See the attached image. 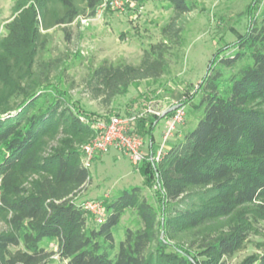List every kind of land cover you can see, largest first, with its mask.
I'll use <instances>...</instances> for the list:
<instances>
[{
    "label": "trees",
    "instance_id": "16d2710c",
    "mask_svg": "<svg viewBox=\"0 0 264 264\" xmlns=\"http://www.w3.org/2000/svg\"><path fill=\"white\" fill-rule=\"evenodd\" d=\"M101 1L42 0L38 14L15 17L0 39V216L6 224L0 264H47L56 253L42 246L44 239L58 240V256L67 264H228L248 240L250 218H264V21L258 26L251 19L220 52L238 49L212 59L200 83L204 114L195 128L160 162L137 167L146 184L156 186L158 205L136 186L106 204L102 224L89 227L78 201L90 181L81 147L98 118L48 94L60 93L53 81L63 74L64 59L44 57L50 35L42 30L61 26L69 38L72 23L95 15ZM169 1L174 15L161 28L163 40L144 49L138 64L104 61L93 69L86 85L94 98L110 104L131 85L164 74L166 53L196 8L191 0ZM246 52L250 61L223 79L215 64L234 66ZM160 119L151 116L150 135ZM128 208L142 226L127 228L111 258L113 228ZM240 264H264V251Z\"/></svg>",
    "mask_w": 264,
    "mask_h": 264
},
{
    "label": "rangeland",
    "instance_id": "374dc122",
    "mask_svg": "<svg viewBox=\"0 0 264 264\" xmlns=\"http://www.w3.org/2000/svg\"><path fill=\"white\" fill-rule=\"evenodd\" d=\"M191 1L196 8L185 15L181 38L166 53L164 74L157 79L131 85L125 94L115 97L110 104L101 98H94L89 92L86 82L91 72L104 61L113 64L140 63L143 50L163 40L161 28L174 15L172 3L169 0H127L123 11L107 9L94 22L85 24L77 18L69 27V38L61 26L42 30L50 35L44 57L64 59L61 68L63 74L53 81L60 93L49 89L48 94L51 97L59 95L71 106L80 105L98 119L140 112L148 106L162 114L168 108L182 106L186 102L184 121L167 141V144H175V137L181 131L184 134L195 128L204 114V106L200 105L203 95L200 83L212 59L217 55H231L238 49L231 47L220 52L225 46L236 43L238 35L246 32L251 19L256 20L258 26L264 21V0ZM41 3L42 0H0V39L8 37L7 24L10 21L15 17L28 18L34 15V10L38 14ZM34 21H40V16L35 15ZM248 55L246 52L243 60L234 66L216 63L214 67L219 68L223 79H226L250 61ZM226 91L227 84L224 83L222 93ZM151 116L143 117L137 123L138 132L147 139ZM170 117H163L158 122L157 137L160 138L167 128ZM88 169L90 181L79 194V202L97 199L107 208L106 204L114 201L124 190L138 186L149 202L158 205L156 186H148L141 171L121 151L112 148L98 154L89 163ZM250 221V234L244 248L227 258L228 264H240L246 256L264 251V218L259 217L257 221L250 218ZM5 225L0 216V229ZM88 225L94 227L99 224L89 216ZM141 226L136 210L126 209L120 223L113 228L115 249L111 251V258L115 257L120 242L125 239L127 228L137 229ZM47 241L44 239L43 245Z\"/></svg>",
    "mask_w": 264,
    "mask_h": 264
},
{
    "label": "built area",
    "instance_id": "2783aa9c",
    "mask_svg": "<svg viewBox=\"0 0 264 264\" xmlns=\"http://www.w3.org/2000/svg\"><path fill=\"white\" fill-rule=\"evenodd\" d=\"M126 4L127 0H102L95 15L79 18L82 23L88 24L96 21L107 9L123 11ZM185 114L184 106H179L168 119L169 124L163 131L158 149L152 153L145 150L147 140L138 132L137 123L148 115H161L154 107L148 106L140 112L128 115L115 114L109 116L108 119H98L94 122L95 134L81 147L83 163L88 167L98 154L112 148L121 151L136 168L144 161L160 162L168 152L167 141L177 126L184 121ZM82 207L97 224H102L105 221L107 212L102 201L89 199L82 203Z\"/></svg>",
    "mask_w": 264,
    "mask_h": 264
},
{
    "label": "crops",
    "instance_id": "0c3cea01",
    "mask_svg": "<svg viewBox=\"0 0 264 264\" xmlns=\"http://www.w3.org/2000/svg\"><path fill=\"white\" fill-rule=\"evenodd\" d=\"M145 6H146V4H145ZM156 127H157V125L153 128L152 135L148 134V139L146 138L147 144H146L145 150L147 152H149V153L155 152L158 149L160 142L162 141V134H163V132L161 133V137L160 138L157 137L156 136V132H157V128ZM148 128H149V125H148ZM183 136H184V134L181 131V133L177 137H175V139H176V142L175 143H177L178 141H180L183 138ZM167 147L170 148L171 145L168 143L167 144ZM42 246L46 250H48V251H54L56 253L53 256V258L47 264H67V260H63V259H61L58 256V253H57L58 247H59L58 240H56V239L55 240L48 239L47 244L43 245V243H42ZM56 256H58V257H56Z\"/></svg>",
    "mask_w": 264,
    "mask_h": 264
},
{
    "label": "water",
    "instance_id": "95a60500",
    "mask_svg": "<svg viewBox=\"0 0 264 264\" xmlns=\"http://www.w3.org/2000/svg\"><path fill=\"white\" fill-rule=\"evenodd\" d=\"M178 108H179V105H174V106L168 108L166 111H164V112L161 114V119H162L163 117H165L166 114H167L168 112L176 111Z\"/></svg>",
    "mask_w": 264,
    "mask_h": 264
}]
</instances>
